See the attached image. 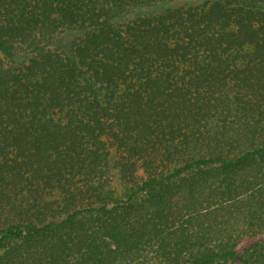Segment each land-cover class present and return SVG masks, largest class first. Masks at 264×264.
Wrapping results in <instances>:
<instances>
[{"label": "trees", "instance_id": "trees-1", "mask_svg": "<svg viewBox=\"0 0 264 264\" xmlns=\"http://www.w3.org/2000/svg\"><path fill=\"white\" fill-rule=\"evenodd\" d=\"M0 264H264V0H0Z\"/></svg>", "mask_w": 264, "mask_h": 264}, {"label": "rangeland", "instance_id": "rangeland-1", "mask_svg": "<svg viewBox=\"0 0 264 264\" xmlns=\"http://www.w3.org/2000/svg\"><path fill=\"white\" fill-rule=\"evenodd\" d=\"M151 10L150 9H143V10H140L138 11V14H144V13H147V12H150ZM69 39H61L58 41V43L60 44H64V42L68 41ZM113 156L117 157L118 154L114 152L113 150ZM110 173H111V176H112V179H113V182L118 185L119 184V176L117 174V169L116 168H113L111 167V170H110Z\"/></svg>", "mask_w": 264, "mask_h": 264}]
</instances>
